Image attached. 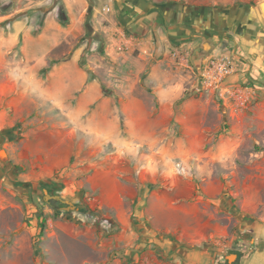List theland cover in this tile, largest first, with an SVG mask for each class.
I'll list each match as a JSON object with an SVG mask.
<instances>
[{"label":"rangeland","instance_id":"1","mask_svg":"<svg viewBox=\"0 0 264 264\" xmlns=\"http://www.w3.org/2000/svg\"><path fill=\"white\" fill-rule=\"evenodd\" d=\"M170 71L167 83L187 78L178 94L146 96L145 79L133 92L156 120H87L80 91L70 121L48 106H0V264H125L114 234L121 222L138 227L136 213L146 226L229 235L230 225L236 237L246 200L263 209L264 119L200 89L199 73ZM45 188L88 212L45 201Z\"/></svg>","mask_w":264,"mask_h":264},{"label":"crops","instance_id":"2","mask_svg":"<svg viewBox=\"0 0 264 264\" xmlns=\"http://www.w3.org/2000/svg\"><path fill=\"white\" fill-rule=\"evenodd\" d=\"M183 42L192 47L197 74L212 50L240 45L249 65L229 81L255 88L250 107L264 119V0H0V106H48L70 121L71 97L80 91L87 120H156L154 104L133 92L142 79L150 86L146 96L181 88L187 78L167 83L165 74L174 75L170 47ZM105 90L123 97L107 98ZM245 203L238 237L230 225L229 235L212 224L190 233L146 226L141 212L138 227L117 224L116 245L128 255L125 264H225L232 249L248 252L240 264H264V207Z\"/></svg>","mask_w":264,"mask_h":264},{"label":"built area","instance_id":"3","mask_svg":"<svg viewBox=\"0 0 264 264\" xmlns=\"http://www.w3.org/2000/svg\"><path fill=\"white\" fill-rule=\"evenodd\" d=\"M51 1L45 0L46 3ZM105 11L110 12L111 8L106 7ZM168 52L172 67L178 71L193 72L192 47L189 43L173 45ZM247 65L248 59L240 45L227 42L207 55L199 73L200 89L213 93L236 110L249 109L256 94L255 88L246 83L229 81L233 74L246 71Z\"/></svg>","mask_w":264,"mask_h":264},{"label":"water","instance_id":"4","mask_svg":"<svg viewBox=\"0 0 264 264\" xmlns=\"http://www.w3.org/2000/svg\"><path fill=\"white\" fill-rule=\"evenodd\" d=\"M44 192H45V196H44L45 201L50 202V199L57 200V201L65 204V206L63 207V209L65 211H67V212H72V211H75V212H83V213H87L88 212L87 207H85V208L79 207L75 202H73L70 199L63 198L59 194H51L48 191L47 188H45ZM236 256H237V254L233 253V254L228 255L227 258L233 264L232 261L235 260Z\"/></svg>","mask_w":264,"mask_h":264},{"label":"flooded vegetation","instance_id":"5","mask_svg":"<svg viewBox=\"0 0 264 264\" xmlns=\"http://www.w3.org/2000/svg\"><path fill=\"white\" fill-rule=\"evenodd\" d=\"M233 252H235V254L237 253V256H236L235 260L232 261L233 264H240V263H239V262H240L239 260H240L241 258H243L244 256H246L247 253H248V252L243 253V252H241L240 250H237V249H232V250H229V251H228V253H231V254H232ZM229 255H230V254H229ZM229 262H230V260L227 259V261L225 262V264H230Z\"/></svg>","mask_w":264,"mask_h":264},{"label":"trees","instance_id":"6","mask_svg":"<svg viewBox=\"0 0 264 264\" xmlns=\"http://www.w3.org/2000/svg\"><path fill=\"white\" fill-rule=\"evenodd\" d=\"M210 47V46H209ZM208 47V48H209ZM209 52V49H206V52L204 53V54H207ZM203 56V55H202ZM202 56H200V57H202ZM248 255V254H247Z\"/></svg>","mask_w":264,"mask_h":264}]
</instances>
